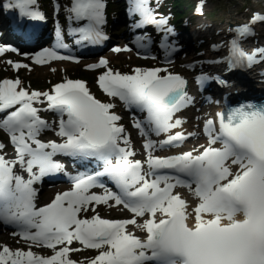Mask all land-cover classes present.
Listing matches in <instances>:
<instances>
[{
    "label": "snow or ice",
    "instance_id": "snow-or-ice-1",
    "mask_svg": "<svg viewBox=\"0 0 264 264\" xmlns=\"http://www.w3.org/2000/svg\"><path fill=\"white\" fill-rule=\"evenodd\" d=\"M35 4L36 0H15L7 7L19 9L21 17L44 19L34 10ZM56 7L58 11L59 5ZM106 7V0H72L66 7L69 21L83 22L73 30L80 41L95 43L107 38L102 31ZM129 12L142 17L135 27L155 24L164 31L169 24L168 18H158L151 0H130ZM258 22H264V14L253 17L252 24ZM167 31L176 34L173 27ZM233 31L238 33L231 41L233 66L255 62L257 55L264 54V49L249 54L241 47L239 37L254 34L251 24ZM5 50L0 47V54ZM124 50L130 51L127 46ZM32 59L41 64L74 57L45 48ZM9 63L16 69L29 67ZM107 65L102 58L87 67H105L97 81L103 92L146 114L133 123L146 137L144 161L130 158L135 153L124 126L118 123L121 117L110 111L115 105L96 99L85 81L66 79L46 92L18 88L19 79L0 81V111L14 109L0 120V128L8 133L15 149L14 159L0 154V220L18 227L20 231L13 234L30 245L27 251L3 246L0 264H79L70 258L71 252L82 250L70 247L74 241L96 250L88 264H264V106L241 104L220 111L216 119L204 122L206 145L178 155H154L158 146L180 147L188 138L183 131L173 134L185 122L175 118L176 114L194 103L185 91L187 80L167 67H137L126 74ZM197 79L202 83L204 77ZM45 101L60 114L54 129L60 142L38 138L52 127L34 106ZM151 133H167L168 138L154 141ZM5 147L0 142V150ZM57 153L95 161L97 169L72 177L71 190L57 193L50 203L37 207L34 184L61 170L62 165L53 160ZM104 177L118 191L108 189L101 181ZM96 187L105 191L90 192ZM178 187H186L197 199L191 213L188 201L175 191ZM110 201L123 205L132 218H102L94 205L111 207ZM90 210L95 213L90 218L80 215ZM129 225L144 232L145 238L129 231ZM32 246L49 248L52 254L39 255Z\"/></svg>",
    "mask_w": 264,
    "mask_h": 264
},
{
    "label": "rangeland",
    "instance_id": "rangeland-1",
    "mask_svg": "<svg viewBox=\"0 0 264 264\" xmlns=\"http://www.w3.org/2000/svg\"><path fill=\"white\" fill-rule=\"evenodd\" d=\"M196 1H199L200 3L205 2L206 4L203 5V7H200L199 4L196 3ZM58 2V0H52L53 5H55ZM187 5H189L187 9L188 15L193 14L196 10V7L198 8L197 11L201 8V11L204 9L206 11V15H208L209 20L213 21L216 23L218 26H225L226 24H230V22H233L235 19L236 20H241L244 23L250 22L251 19L257 14H264V0H184ZM197 5H196V4ZM52 5V6H53ZM50 7V4H49ZM47 9L50 11L52 14L51 9L54 11V8H49ZM55 7V6H53ZM193 8V9H192ZM200 17V16H199ZM204 16H201V18ZM206 18V17H205ZM207 18V19H208ZM198 22V18L196 20ZM235 22V21H234ZM116 29V28H115ZM114 31V29H112ZM113 31H110V33H113ZM125 42L123 40H119L117 45L115 46L114 49L106 50V58L108 61L107 67L112 68L113 70H119L122 72L129 71L131 68L134 70L135 68H145V67H140L139 63H146L147 67L146 68H152V67H160L164 68L167 67V69L172 72V73H181V63L183 60H174L170 62H165V61H151L147 63L148 61H142L140 56L137 55V57L132 54L133 52H129L127 50H124L125 48ZM116 48L121 49V51H115ZM6 49V48H5ZM34 54H29V55H24V54H18L12 51V53H5L3 52L6 57L3 59H0V78L1 76L4 75H9L10 73L13 74L11 70H8L7 68H4L3 65H5L7 62L12 61V62H20L21 58L20 57H27L24 59V63L28 65V68H23L21 76H23V79H28L32 81V83L35 85V88H40L44 89L47 87V83L49 80L53 79H60L62 75H71L73 72L75 73L76 67H73L71 69L72 65H66L63 67L62 64L59 63H69L65 62L63 60H49L46 61L45 63H51L48 64L51 67H55V70L48 71L49 69L46 67H37V64L34 62L32 57L36 54V52L31 51ZM129 53V54H128ZM195 58L193 57L192 61L196 59V54L194 55ZM58 63V64H55ZM65 69V71H64ZM71 69V70H70ZM8 70V71H7ZM67 70V71H66ZM104 71H106V68L103 67V69L96 71L95 73H92L89 77V75L86 77L88 78V82L86 83L87 88L89 89L90 93H94L95 95L98 96V98L102 99L104 102H110V103H115L113 102L108 96L103 95V93L100 92L99 87H98V77L100 74H102ZM133 72V71H132ZM127 73V74H131ZM68 73V74H67ZM163 74V73H161ZM76 75V74H75ZM11 77V75H10ZM20 78V77H19ZM24 82L21 81L20 87L25 88ZM26 89V88H25ZM34 106L37 107L38 109L41 110L40 105H37L34 103ZM195 114V119H201L199 115ZM133 151L138 152V148L136 146H133ZM8 151H14L12 148H9ZM141 156V155H140ZM62 189H57L49 192V195L45 197L44 204L45 203H50L55 195L57 193H60ZM96 212L99 213V215L102 218H115L118 219V216L114 215L115 210L112 209V207H109L108 205L105 204H99V205H94ZM91 210L87 213H81L80 215L91 217L94 215ZM2 242H5V239L2 238ZM0 243V244H1ZM28 243L24 247L22 246V250L28 248ZM75 248V247H74ZM28 250V249H27ZM25 250V251H27ZM1 251V250H0ZM33 252L39 254V255H45L44 252H42L39 249H32ZM52 252V251H51ZM52 254V253H51ZM97 255L96 250H83V252H74L72 256H70L71 259L78 261L79 264L80 262L87 258L90 259ZM9 264V263H8Z\"/></svg>",
    "mask_w": 264,
    "mask_h": 264
},
{
    "label": "bare ground",
    "instance_id": "bare-ground-1",
    "mask_svg": "<svg viewBox=\"0 0 264 264\" xmlns=\"http://www.w3.org/2000/svg\"><path fill=\"white\" fill-rule=\"evenodd\" d=\"M4 1L5 0H0V3L1 4H3L4 3ZM70 4H72V0H70ZM57 5H59V10L57 11ZM61 9H62V2H61V0H58V2L55 4V11L56 12H60L61 11ZM5 10L2 8V6H0V12L1 13H3ZM206 18L204 17V18H201V17H199L198 16V26H196L197 28L195 29V31L194 32H192V37H193V39H194V42L192 41V40H189V41H187L186 42V46L188 47H184V48H182V51L183 52H192V51H194L193 49H192V46L195 44L196 45V43H197V41L200 39V36H201V34H202V32H203V37H205L206 35L207 36H209V37H211L212 38V40H214V41H218V42H224V43H226L225 45L227 46V44H230L231 43V41L232 40H234V39H236V37H238V33L237 32H235V31H233V29L234 28H238V27H240L241 25H243L244 24V22L242 23V21L241 20H234L233 22H230V24L228 23V24H226L225 26H218L216 23H211L210 21H208V20H205ZM202 21H203V23H202ZM77 23H79V24H82L83 22H77ZM242 23V24H241ZM263 23V26H264V22H262ZM222 28V29H221ZM218 29H220V30H218ZM254 30V29H253ZM0 32H1V30H0ZM254 32H255V30H254ZM216 33V34H215ZM256 35V34H255ZM255 35H253L252 37H250L249 39H250V41L252 42V45H253V49H257V48H263L264 49V47H263V44L262 43H260L261 42V37H256ZM186 38V37H185ZM187 39V38H186ZM181 40H182V38H181ZM182 43H183V45H184V42H183V40H182ZM133 45V44H132ZM258 45V46H257ZM199 51H201L202 50V48H199L198 49ZM129 54V53H128ZM221 54H219V56H220ZM187 57L186 58H184V60H183V63H186V64H189V63H191V61H192V59H193V57H194V53H189V54H187L186 55ZM259 59L258 60H260V62H262V61H264V54L263 55H261L260 57H258ZM59 64H62V65H64L65 63H59ZM262 64H264V63H262ZM47 69V68H46ZM48 71H51V70H55V67H48ZM181 72H182V75H185L186 77H188L189 78V80L191 81L192 79H193V77H192V69L191 68H189V67H185V66H183L182 67V69H181ZM261 73H262V75L264 76V70H261ZM254 75H255V77H260L259 75H258V71H255L254 72ZM189 88H192V87H190V84H189ZM192 90V89H191ZM197 105H199V104H195L192 108L193 109H197ZM54 110V111H53ZM46 111L50 114V115H60L55 109H50V110H48V109H46ZM51 111H53L52 113H51ZM194 113L195 112H179V113H177L176 114V117L175 118H182L185 122H184V124H183V126L182 127H180V128H177V131L176 132H179V131H183L185 134L186 133H188V128H190L191 127V125L190 126H188L189 125V123H187V121H189V120H192L193 119V122L195 123V125H196V123L198 122V120L197 119H194ZM202 114H204V113H202ZM134 144H139V143H134ZM137 148H139L138 147V145H135ZM194 147H190V148H187L185 151H190V150H192ZM185 151H183V152H185ZM138 153H143V151L141 152L140 151V149H139V151H138ZM182 153V152H181ZM172 154H174V153H171V155ZM8 156V158H10V159H14L13 157H9V155H7ZM12 156H14L15 157V155H12ZM53 160L55 161V158H54V156H53ZM64 174V173H63ZM71 174H76V172L75 173H71ZM65 175V174H64ZM46 176V175H45ZM185 190H183V191H181L180 192V194H181V196L183 197V198H185L187 201H188V203H189V208H188V211L191 213L192 212V210H193V208L196 206V204L198 203V201H197V199L195 198V197H193L192 195H188V194H186L185 192H184ZM36 203H37V201H36ZM120 212V210H118L116 213H115V215L116 216H118L117 214ZM123 212H121L120 214H122ZM159 215V214H158ZM114 220H116V219H114ZM190 221H191V217H190ZM138 222H141V220L140 219H138ZM129 227V231H132V232H135V234L136 235H138V236H140L141 238L142 237H145V233L144 232H142V231H140L139 229H137L135 226H133V225H129L128 226ZM12 241H16V242H18V241H20V238H14V239H12ZM27 249H29V248H26V249H24V250H27Z\"/></svg>",
    "mask_w": 264,
    "mask_h": 264
},
{
    "label": "trees",
    "instance_id": "trees-1",
    "mask_svg": "<svg viewBox=\"0 0 264 264\" xmlns=\"http://www.w3.org/2000/svg\"><path fill=\"white\" fill-rule=\"evenodd\" d=\"M151 4H154L153 6L158 13H161L162 10L169 11L172 9L171 11L175 14L174 20L177 24L182 23L189 16L187 13V4L184 0H166V2L165 0H151Z\"/></svg>",
    "mask_w": 264,
    "mask_h": 264
}]
</instances>
